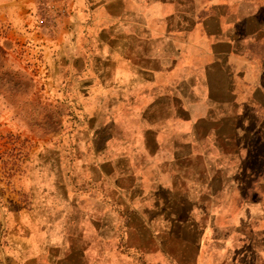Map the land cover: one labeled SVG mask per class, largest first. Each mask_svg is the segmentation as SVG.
I'll return each instance as SVG.
<instances>
[{"label": "crops", "instance_id": "1", "mask_svg": "<svg viewBox=\"0 0 264 264\" xmlns=\"http://www.w3.org/2000/svg\"><path fill=\"white\" fill-rule=\"evenodd\" d=\"M1 26L0 60L44 62L61 86L82 182L40 204L79 226L64 254L264 264V0H0ZM22 35V57L7 53ZM5 221L0 204V241Z\"/></svg>", "mask_w": 264, "mask_h": 264}, {"label": "rangeland", "instance_id": "2", "mask_svg": "<svg viewBox=\"0 0 264 264\" xmlns=\"http://www.w3.org/2000/svg\"><path fill=\"white\" fill-rule=\"evenodd\" d=\"M37 18L41 28L50 27L47 15L39 14ZM5 31L1 26V39H5ZM11 37L14 46L7 47V53L22 57L28 39L23 35ZM5 49L0 47V52ZM46 73L44 62L31 63L26 58L16 65L0 60V204L6 213L0 264H64L62 260L70 256L69 264H81L77 262L80 256L63 253L64 243L72 247L82 244L76 238L79 226L71 224L68 233L69 224L40 204L46 199L48 187L52 192V189L61 190L64 184L78 187L82 182L74 174L76 160L66 153L69 143L67 134L63 137V122L68 112L64 108L61 86L51 87L53 93L49 87L52 80ZM42 193L45 196L40 199ZM119 231L115 242L126 246ZM19 233L23 234V253L16 252L14 247L20 239ZM65 235L71 238L63 237ZM32 242L42 244L34 254L30 253ZM73 258L76 261L73 262Z\"/></svg>", "mask_w": 264, "mask_h": 264}]
</instances>
